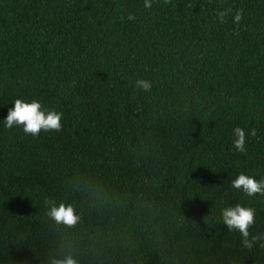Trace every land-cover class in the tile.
I'll list each match as a JSON object with an SVG mask.
<instances>
[{
    "label": "trees",
    "instance_id": "1",
    "mask_svg": "<svg viewBox=\"0 0 264 264\" xmlns=\"http://www.w3.org/2000/svg\"><path fill=\"white\" fill-rule=\"evenodd\" d=\"M151 3L0 0V264H264L222 221L239 203L264 232V196L232 187L264 179V0ZM17 99L62 129L7 128Z\"/></svg>",
    "mask_w": 264,
    "mask_h": 264
},
{
    "label": "clouds",
    "instance_id": "2",
    "mask_svg": "<svg viewBox=\"0 0 264 264\" xmlns=\"http://www.w3.org/2000/svg\"><path fill=\"white\" fill-rule=\"evenodd\" d=\"M144 7L150 9L152 7L151 0H144ZM231 11V9H226L218 12L219 22L224 23L225 17ZM241 19L242 10L236 12L234 22L239 23ZM136 88L140 91L148 92L152 88V82L146 79H138L136 81ZM61 118L62 113L45 111L38 101L33 100L31 103H26L23 100L17 99L14 102V107L8 110L5 124L7 128L22 126L26 134L38 137L41 131L59 132L62 129ZM233 131L236 137L233 141L235 149L241 153L246 152L245 144L247 136L249 134L255 136L256 130L251 129L250 133H247L244 129L237 126ZM232 187L242 191L249 197L256 196L257 194L264 196V179L258 181L243 173L232 181ZM45 203L52 204L47 215L57 224H63L71 228L79 222L80 217L76 215L72 206H65L63 203L56 206L53 201L48 200ZM222 221L229 232H239L243 248L248 250H252L257 246L264 248V232L257 234L250 232V229L256 223L254 208L241 206L239 203L235 206L225 207L222 209ZM51 264H77V261L71 255H68L63 259H53Z\"/></svg>",
    "mask_w": 264,
    "mask_h": 264
}]
</instances>
